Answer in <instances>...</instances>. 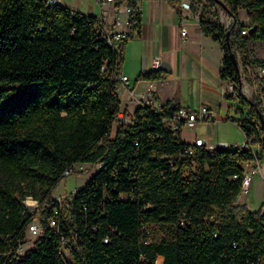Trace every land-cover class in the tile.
<instances>
[{
	"label": "trees",
	"instance_id": "trees-1",
	"mask_svg": "<svg viewBox=\"0 0 264 264\" xmlns=\"http://www.w3.org/2000/svg\"><path fill=\"white\" fill-rule=\"evenodd\" d=\"M123 1L129 29H138L136 0ZM221 1L230 22L204 18L201 11L199 28L223 52L218 74L232 83L225 98L236 97L248 108L231 120L256 139L261 158L264 121L256 108L263 119L264 108L260 96L242 92L226 31L236 58L264 67V59L248 61L250 41H264V0ZM240 9L247 21L240 19ZM96 21L93 14L57 2L0 0V264H155L156 258L158 264H264L262 207L250 210L236 203L240 163L252 152L198 146L193 156L182 157L189 143L163 122L181 107L173 100L158 110L137 105L111 135L120 113L118 74L130 32L112 45L95 28ZM165 77L151 69L135 81ZM256 85L264 92L263 75ZM78 162L97 168L71 193L57 231L48 224L57 204L51 192L66 177L64 170ZM27 198L43 208L41 230L24 250L32 219ZM152 226L169 230L171 238L150 240ZM62 236L70 238L67 254L61 250Z\"/></svg>",
	"mask_w": 264,
	"mask_h": 264
},
{
	"label": "crops",
	"instance_id": "crops-1",
	"mask_svg": "<svg viewBox=\"0 0 264 264\" xmlns=\"http://www.w3.org/2000/svg\"><path fill=\"white\" fill-rule=\"evenodd\" d=\"M56 2L59 3L58 0ZM95 2L88 3L86 6H75L74 3L75 5L70 9L93 14L104 25L113 26L115 24L116 31L130 32V36L123 45V61L118 74V77L121 75L128 77V84L120 82L118 87L121 101L119 118H129L137 105L141 103L160 109L162 103L173 100L181 107L192 109L200 105L210 107L216 116L211 121L227 119L215 112L209 105L210 100L204 98L206 95L216 96L219 99V106L228 108L225 93L232 91V83L219 77L218 70L223 56L219 44L199 28L201 5L193 3L189 7H183L181 6L182 0H136L141 11V21L138 29L130 30L127 24V6L123 0H95ZM241 20L247 21V17ZM183 28L186 30L184 35L181 33ZM161 61L168 64L170 71L159 68ZM151 69L165 72L166 77L154 81L146 79L135 81L139 73ZM188 71L195 72L196 90L201 97L197 98L194 107L178 100L181 95V76ZM131 77H134L132 81ZM255 91V86L249 87L248 82L242 78L244 95L251 97ZM192 141L184 142L192 143ZM222 142L228 144L226 141ZM260 178L263 182L262 176ZM51 195L53 196L52 193ZM245 196L239 194L236 203H244L251 210Z\"/></svg>",
	"mask_w": 264,
	"mask_h": 264
},
{
	"label": "rangeland",
	"instance_id": "rangeland-1",
	"mask_svg": "<svg viewBox=\"0 0 264 264\" xmlns=\"http://www.w3.org/2000/svg\"><path fill=\"white\" fill-rule=\"evenodd\" d=\"M202 2V13L204 18L213 19L216 16H219L220 20L228 24L231 20V17L228 13L223 10L222 8L218 7L216 4L210 2L209 0H200ZM199 1V2H200ZM58 2L68 8L72 6H86L88 3H96L95 0H58ZM75 3V4H74ZM239 17L244 19L246 17V13L244 10H239ZM248 48L250 51L248 61H252L254 58L264 59V41H250L248 44ZM237 59L240 75L241 77L246 80L249 84V87L255 86L256 91L253 95H261V105L264 108V93L263 91H259L257 89V78L258 76H262L261 68L259 67H252L248 62H243L242 59ZM134 77H131V81ZM181 83V95H180V102L185 105H189L194 107L196 104L197 98L199 94L196 90L197 88V78L194 71H188L180 79ZM263 93V94H262ZM207 100H210V106L221 114L222 117L227 119L224 120H214V121H197L196 126L194 128H188L185 125L181 128L180 139L182 141H191L194 140L195 136H200L205 139V143L217 145L220 144L222 141H226L229 144V148L235 147L234 144L241 146L246 141V136L241 128L236 124V122L232 121L231 118H239L240 113L239 109L246 112L247 107L243 103H240L238 98H234L232 100H227L228 108H224L223 106H219V99L216 96L210 97L206 95ZM210 98V99H209ZM204 102V101H203ZM192 104V105H190ZM121 113H119L117 121L113 123L111 135H114V131L120 123H125L129 121V118L121 117L119 118ZM243 166L246 167L247 163H243ZM259 166L264 172V156L260 158ZM97 165H93L89 162H78L74 165V170L68 176L62 178L56 187L52 190L53 196H70L71 193L82 184L95 172ZM260 175H254L250 192L245 196L248 200V205L250 206L251 210H257L258 208L262 207V211L264 212V203L260 204L259 202H264V184L260 180ZM70 193V194H69ZM244 197V198H245ZM38 203L34 202L33 206ZM35 206L30 211L36 216L41 211V206ZM148 237L150 240H168L171 238V232L165 229L162 226H152L148 229ZM35 237L30 234L28 231H25V237L23 242V249H28L33 245V240ZM157 262L155 264L160 263V259L156 258Z\"/></svg>",
	"mask_w": 264,
	"mask_h": 264
},
{
	"label": "built area",
	"instance_id": "built-area-1",
	"mask_svg": "<svg viewBox=\"0 0 264 264\" xmlns=\"http://www.w3.org/2000/svg\"><path fill=\"white\" fill-rule=\"evenodd\" d=\"M48 3L56 2V0H46ZM106 1H114V0H106ZM193 0H182L181 6L183 7H189L192 4ZM202 5V4H201ZM128 12V7H127ZM95 28L101 33L102 37L106 39V41L110 44H116L118 41L125 38V34L123 32L116 31L114 29L115 24L113 26L104 25L102 22H100L98 19L94 24ZM186 32L185 28L182 29V35H184ZM242 34L245 33V30L241 32ZM261 73L264 76V67L261 68ZM119 83L122 82V84L127 85L128 84V77L126 75H121L118 77ZM119 87V84H118ZM118 87H117V93H118ZM143 104V103H141ZM149 105V104H146ZM151 107V106H150ZM154 110L153 107H151ZM215 113L214 111L206 106V105H200L196 109H192L189 107H180L176 111H174L170 116H167L164 118L163 122L164 125L169 128L170 130L177 132L181 130L183 125H185L188 128H194L196 126L197 121H211L215 119ZM252 123L256 122L257 120L255 118L249 119ZM201 146L207 149L208 151H213L215 147H226L229 146V144L221 142L217 145L212 144H206L205 140L202 137H194V140L192 143H189V145L184 149V153L182 154V157H191L194 155L196 147ZM234 146H237L234 144ZM258 147L259 144L257 143L256 139L253 136H246V141L241 145L238 146V148H245L252 152L253 157L250 159H247L245 161H242L240 164L243 168V177L241 180V189L240 194L241 195H247L250 192L251 183L253 180L254 175H261L263 182H264V173L262 172L260 166H259V154H258ZM247 163V166L244 167L243 163ZM173 164V161L170 162ZM191 167L193 165V161L191 160ZM75 165V164H74ZM74 165L66 170H64L63 174L65 176H68L72 171L74 170ZM185 169H189L188 167H185ZM70 194V193H69ZM57 201V204L52 207V216L48 220V224L50 227L55 228L58 231V224H59V215L62 208H69L70 207V199L71 197L68 195L67 197L61 195L54 197ZM37 202L38 205L41 206L42 210V204H39V202L35 199H25L24 204L27 207L28 212L32 213L30 209H33L37 204L33 206V203ZM45 203V202H44ZM37 205V206H38ZM41 212V211H40ZM39 215V214H38ZM38 215H33L32 213V219L27 223L26 231H28L30 234H32L34 237H36L40 230H41V224L39 222ZM70 238H65L62 236L61 240V250L67 254V248L66 245L69 243ZM21 248V247H20Z\"/></svg>",
	"mask_w": 264,
	"mask_h": 264
},
{
	"label": "water",
	"instance_id": "water-1",
	"mask_svg": "<svg viewBox=\"0 0 264 264\" xmlns=\"http://www.w3.org/2000/svg\"><path fill=\"white\" fill-rule=\"evenodd\" d=\"M220 6H222L225 10L227 9L226 5L221 1V0H215ZM229 30L226 31V42H227V47H228V51H229V54L231 55L234 63H237V59L234 55V53L232 52V49L230 47V44H229ZM167 66V68H166ZM159 68L160 69H163V70H167V71H170V68L168 67V64L165 62V61H161L160 64H159ZM256 106V105H255ZM256 113L259 117V119L261 120V122L264 121L263 119V113L258 109L256 108ZM118 118V117H117Z\"/></svg>",
	"mask_w": 264,
	"mask_h": 264
}]
</instances>
